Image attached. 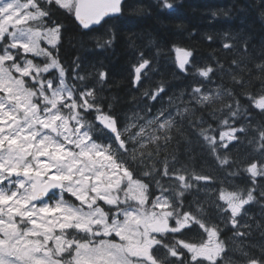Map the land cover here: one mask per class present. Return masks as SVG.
<instances>
[{
	"label": "snow or ice",
	"instance_id": "6c2138e0",
	"mask_svg": "<svg viewBox=\"0 0 264 264\" xmlns=\"http://www.w3.org/2000/svg\"><path fill=\"white\" fill-rule=\"evenodd\" d=\"M161 6L174 7L169 0ZM124 7V0H0V264H220L227 250L221 224L232 229L230 239L243 236L246 206L264 197V126L252 125L233 89L195 84L165 102L161 83L143 92L150 102L145 115L122 120L101 94L105 71L82 73L78 57L67 67L60 60L63 25L52 20L54 9L72 13L87 33L122 15ZM255 7L264 16V0ZM104 35L98 48L114 42L113 33ZM221 46L230 50L233 44ZM175 52L186 75L212 82L217 70L224 71L219 61L198 65L193 51ZM232 65L239 69L236 60ZM255 67L264 73V62ZM150 68L141 54L133 83L140 85ZM231 81L246 88L239 72ZM242 95L264 114V89ZM218 101L222 107L214 109ZM205 109L224 130L205 127L203 114L189 127L226 176H247L246 188L229 190L224 179L177 166L175 157L153 160L161 133L171 141L178 122ZM217 111L226 115L217 120ZM249 131L255 155L233 170L237 161L230 151ZM193 186L211 198L214 193L208 204L215 219L200 202L185 205ZM193 228L207 239H185Z\"/></svg>",
	"mask_w": 264,
	"mask_h": 264
},
{
	"label": "trees",
	"instance_id": "16d2710c",
	"mask_svg": "<svg viewBox=\"0 0 264 264\" xmlns=\"http://www.w3.org/2000/svg\"><path fill=\"white\" fill-rule=\"evenodd\" d=\"M169 2L174 7L171 10H163L161 0H126L122 15L110 19L103 27L95 26V32L87 33L75 21L72 13L54 9L52 20L63 25L58 50L60 60L67 67L78 57L82 64V73L95 74L100 70L105 71L108 78L102 85L101 94L114 103L115 112L122 120L125 117L130 119L134 114L145 115L142 109L150 102L142 94L146 90H154L161 83L167 89L162 97L165 102L169 96L203 83L210 89H215L221 84L224 88L233 89L236 97L240 99L241 109L251 114L252 125L264 126V114L253 108L242 95L243 91L258 94L264 89V73L255 67L256 64L264 62V16L261 15V9L255 7L258 0ZM106 31L114 34V42L111 46L98 48L97 43H103L104 39L108 38L104 35ZM207 36H212L213 40L210 42L206 39ZM226 40L233 44L232 49L222 48L221 45ZM245 42L246 52L243 50ZM177 47L193 51L194 61L198 65L207 63L215 66V61H219L224 71L217 70L212 82L179 72L175 60ZM141 54L150 59L151 68L143 75L142 83L135 85L134 68ZM233 60L239 63V69L232 65ZM238 72L246 83L243 90L231 81V75ZM89 82L95 83V80L90 78ZM224 100L230 102L228 97ZM159 106L160 102L152 105V111ZM221 107L219 101L213 106L214 109ZM209 111H197L195 117L189 116L183 123L178 122L171 133L173 139L169 142L166 139L168 133H161L159 144L151 149L154 153L153 160L164 162L167 158L170 162L175 157L177 166L183 165L189 170L211 173L210 175L229 183L248 186L247 176L243 172L237 177L226 176L227 169L217 167L203 141L189 127L190 119L199 118L203 114L205 127L210 123L217 131L224 130L210 119ZM224 115L226 112L217 111L216 119L219 120ZM241 123L245 121L242 120ZM253 135L254 133L249 131L247 135L241 136V142L231 149L230 156L237 161L236 165L230 166L233 170L242 167L255 155L253 146L248 143ZM252 209L256 210L257 206ZM250 224L256 226L257 217H254ZM253 244L260 245L261 241L256 240Z\"/></svg>",
	"mask_w": 264,
	"mask_h": 264
},
{
	"label": "flooded vegetation",
	"instance_id": "af4514ba",
	"mask_svg": "<svg viewBox=\"0 0 264 264\" xmlns=\"http://www.w3.org/2000/svg\"><path fill=\"white\" fill-rule=\"evenodd\" d=\"M233 184V183H232ZM238 184V183H237ZM240 186V185H239ZM238 186V187H239ZM243 185H241V188H246L247 185L245 184L244 187H242ZM239 191V190H238ZM211 197H207V194H199V193H195V194H185L184 197V202L185 205L187 206L190 202H200L204 205V207L212 214L213 219H215V211L214 209H211L209 207L208 202L211 201ZM258 203L255 204V206H257L256 210H253L252 207L255 206H246L247 209V213L248 215L246 217H250V219L245 220L246 218L242 217L241 220L242 222H246L247 223V227L244 228L246 233H250L249 236L246 235V237L243 236V238L247 239V247L244 246L245 249H248L250 251H253V242H255L256 240L261 241L260 245H256L257 248V264H264V197H258ZM254 217H257V225L254 226L253 224H250V222L252 223V219ZM251 220V221H250ZM221 228H222V234H221V239L222 240H226V248L227 250L224 251L223 253V259L220 262V264H244L243 262H233L235 256H237L236 251H233V248H235L236 250L238 249L237 246V242H234V239L232 241V239H230V237L232 236V229L230 227H224L223 224H221ZM256 229V230H255ZM199 230L193 228L192 231L187 232L185 234V239H195L197 241H199L200 239H204L206 236H201L198 235ZM169 239H171V237H169ZM233 245H236L235 247H233ZM243 257V256H242Z\"/></svg>",
	"mask_w": 264,
	"mask_h": 264
},
{
	"label": "rangeland",
	"instance_id": "374dc122",
	"mask_svg": "<svg viewBox=\"0 0 264 264\" xmlns=\"http://www.w3.org/2000/svg\"><path fill=\"white\" fill-rule=\"evenodd\" d=\"M38 59L42 60V58H38ZM209 187L212 188V189H216V188H219L220 186L216 187L215 185L212 184L211 186L209 185ZM194 188H195V186H194ZM232 189H236V188H230L229 190H232ZM186 194H190V192H188ZM207 197H209L208 194H207ZM212 198H214V193L212 194ZM244 218H246L245 220L250 219V217H246V216H244ZM246 235L249 236L250 233L249 232L246 233L245 229H243V236L246 237ZM243 236H240L238 238H233L234 241L232 239L233 243L238 241L237 242L238 249L236 250L235 248H233V251H236V253H237V256H235L233 262H238V263L243 262L244 264H252L253 260H255V261L258 260L257 259V248L258 247L256 245H254L253 246V249H254L253 251L245 249L244 246L247 245V239L243 238ZM206 239H207V237L204 238V240H206ZM235 246L236 245H233V247H235ZM245 247H247V246H245Z\"/></svg>",
	"mask_w": 264,
	"mask_h": 264
},
{
	"label": "bare ground",
	"instance_id": "6f19581e",
	"mask_svg": "<svg viewBox=\"0 0 264 264\" xmlns=\"http://www.w3.org/2000/svg\"><path fill=\"white\" fill-rule=\"evenodd\" d=\"M53 17V16H52ZM146 55V54H145ZM229 89V88H228ZM236 89V88H235ZM183 123V122H182ZM164 134V133H163ZM167 136V135H166ZM161 146V145H160ZM215 171V170H214ZM211 174V173H210ZM218 178V177H217ZM211 186V185H210ZM244 186V185H243ZM256 230V229H255Z\"/></svg>",
	"mask_w": 264,
	"mask_h": 264
},
{
	"label": "water",
	"instance_id": "95a60500",
	"mask_svg": "<svg viewBox=\"0 0 264 264\" xmlns=\"http://www.w3.org/2000/svg\"><path fill=\"white\" fill-rule=\"evenodd\" d=\"M125 1V0H124ZM107 19V18H106ZM78 23V22H77Z\"/></svg>",
	"mask_w": 264,
	"mask_h": 264
}]
</instances>
